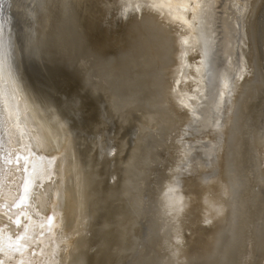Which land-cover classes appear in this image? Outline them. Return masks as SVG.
I'll use <instances>...</instances> for the list:
<instances>
[{
  "label": "bare ground",
  "instance_id": "1",
  "mask_svg": "<svg viewBox=\"0 0 264 264\" xmlns=\"http://www.w3.org/2000/svg\"><path fill=\"white\" fill-rule=\"evenodd\" d=\"M0 5V93L21 125H0V247L26 233L0 261L264 264V0ZM87 8L109 61L78 62L71 90L32 84L25 63L47 77V42Z\"/></svg>",
  "mask_w": 264,
  "mask_h": 264
},
{
  "label": "water",
  "instance_id": "2",
  "mask_svg": "<svg viewBox=\"0 0 264 264\" xmlns=\"http://www.w3.org/2000/svg\"><path fill=\"white\" fill-rule=\"evenodd\" d=\"M0 5V14H4ZM14 15V14H12ZM20 16L14 15L17 29H21ZM101 20V19H100ZM100 21L95 20L93 12L71 11L58 24L56 33L47 42L45 53L49 56L51 65L47 77L37 64L25 63V72L29 80L37 87H45L49 81L55 86L65 84L71 90L78 84L77 65L81 60H91L94 63L109 61L111 51L107 49L105 39L101 35ZM22 39V37H19Z\"/></svg>",
  "mask_w": 264,
  "mask_h": 264
},
{
  "label": "snow or ice",
  "instance_id": "3",
  "mask_svg": "<svg viewBox=\"0 0 264 264\" xmlns=\"http://www.w3.org/2000/svg\"><path fill=\"white\" fill-rule=\"evenodd\" d=\"M0 63H2V60H0ZM0 109H2V112H0V125L7 124L9 127H15L17 129H19L21 127L19 115L16 113L15 110H13L10 107V105L8 103V98L5 97V95L3 93H0ZM21 135L23 137L24 133L21 132ZM26 151L30 152V149L27 148V146H26ZM9 155H11V154H9ZM20 160H24L25 165H27L29 163L27 156L22 157L20 155H17L16 156V162L18 163ZM7 162L11 163L12 161L9 159V160H7ZM25 171H27L26 167H25ZM32 172H33V174H36L38 172L36 164L32 165ZM39 173L41 175H43L44 170L39 169ZM31 183H32L31 177L25 180L24 195L20 197V203L15 205L17 208H20L27 201V199L29 197V190L31 187ZM13 223L16 226L20 225L19 219L13 221ZM49 223H50V221H49ZM50 231H51V229H50ZM9 239H11V238L9 237ZM23 239H26V233H25L24 237H19L17 239L15 246H9V249H7V250L3 247H0V252H4L6 255L9 256V258H11V252H13V251L21 252V254L23 255L22 249L24 248V245L20 244V242H19L20 240H23ZM37 255H39V253H37ZM0 264H4V262L0 261ZM19 264H31V261L30 260L25 261L24 259H21L19 261ZM50 264H51V262H50Z\"/></svg>",
  "mask_w": 264,
  "mask_h": 264
}]
</instances>
